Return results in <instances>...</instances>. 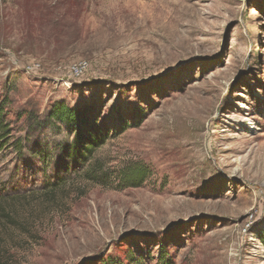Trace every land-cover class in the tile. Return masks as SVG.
Returning <instances> with one entry per match:
<instances>
[{
    "label": "rangeland",
    "instance_id": "obj_1",
    "mask_svg": "<svg viewBox=\"0 0 264 264\" xmlns=\"http://www.w3.org/2000/svg\"><path fill=\"white\" fill-rule=\"evenodd\" d=\"M57 101L111 127L106 185L39 125ZM0 207L5 264H264V0H0Z\"/></svg>",
    "mask_w": 264,
    "mask_h": 264
},
{
    "label": "trees",
    "instance_id": "obj_2",
    "mask_svg": "<svg viewBox=\"0 0 264 264\" xmlns=\"http://www.w3.org/2000/svg\"><path fill=\"white\" fill-rule=\"evenodd\" d=\"M141 114L142 112L140 114L137 113L135 118L140 119ZM96 115L92 105L82 104L73 106L64 101H57L50 104L43 114L39 125L54 128L63 127L69 130L72 133L71 139L64 142L62 146H57L55 149L69 160H74L75 162H86L88 159L89 163L82 172L84 180L106 185L111 175L110 170L105 168L103 163L99 160L92 159L91 155L94 150L104 143L107 138L111 137L112 134H110L111 127L105 122H98ZM45 157L46 156L43 155L42 159H45ZM64 169L69 171L68 163H64V168H61L59 171H64ZM149 175L150 168L143 162L129 163L123 166L119 171L117 184L123 187H137L140 186L145 177ZM61 182H64V180L58 178L51 184L45 183V188L55 190L57 187L62 186ZM51 190L48 189L46 193H50ZM0 211L2 213L1 207ZM166 257L167 254L160 253L159 262L162 260L165 261ZM171 263L172 260L169 264ZM0 264H5L1 257ZM104 264H140V260L131 252H128L121 260H106Z\"/></svg>",
    "mask_w": 264,
    "mask_h": 264
},
{
    "label": "built area",
    "instance_id": "obj_3",
    "mask_svg": "<svg viewBox=\"0 0 264 264\" xmlns=\"http://www.w3.org/2000/svg\"><path fill=\"white\" fill-rule=\"evenodd\" d=\"M87 67V62L85 60H80L78 62H73L69 66V72L72 76H80Z\"/></svg>",
    "mask_w": 264,
    "mask_h": 264
}]
</instances>
